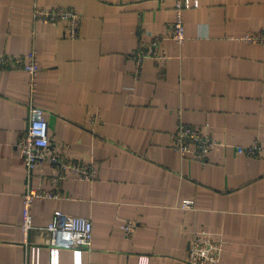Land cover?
I'll return each instance as SVG.
<instances>
[{"label":"crops","instance_id":"1","mask_svg":"<svg viewBox=\"0 0 264 264\" xmlns=\"http://www.w3.org/2000/svg\"><path fill=\"white\" fill-rule=\"evenodd\" d=\"M173 4L0 0V54L36 50L33 99L55 148L98 163L93 183L66 180L60 199L35 201L33 223L46 225L56 209L90 218L83 264H187L193 231L223 239L221 264H264V155L235 149L255 139L264 145V46L239 39L264 27V0H199L184 11L185 43L167 42L163 72L148 59L135 80L132 53L144 30H165ZM35 5L76 9L78 37H66L60 23L33 22ZM29 97L25 70H0V264H25L26 168L17 143ZM93 114L99 123L89 121ZM179 120L208 124L219 142L205 165L170 147ZM184 199L194 207L183 209ZM127 221L136 225L132 237L123 232ZM29 236L47 262L46 233L36 228ZM59 264H75L72 250L60 249Z\"/></svg>","mask_w":264,"mask_h":264},{"label":"built area","instance_id":"2","mask_svg":"<svg viewBox=\"0 0 264 264\" xmlns=\"http://www.w3.org/2000/svg\"><path fill=\"white\" fill-rule=\"evenodd\" d=\"M199 0H174V18L169 21L163 32L144 30L138 46L132 53L135 80L139 79L145 62L151 59L158 72H163L170 59L166 50L169 41L181 47L186 39L184 11L197 7ZM33 22L62 24L66 37L75 39L79 35L82 15L71 7H40L32 8ZM239 39L245 43H258L264 46V27L246 31ZM23 69L28 74L30 97L28 102V127L18 140V147L26 168L25 191L22 193V242L25 245V264H59L60 249H70L74 255L75 264H83L82 253L92 247V222L85 216L54 210L50 221L44 226L33 223L32 206L35 201L42 199L58 200L62 197L61 184L66 180L78 179L93 183L98 175V163L95 159L72 157L65 150L55 148V142L49 136L44 110L34 103V92L40 72L37 53L32 48L26 56L0 54V70ZM89 121L93 124L100 122L98 114L91 115ZM219 142L214 138L209 125L195 126L179 120L176 129L170 134V147L176 150L181 158L195 160L205 165L209 152ZM237 153L260 159L264 155V145L255 139L249 145H236ZM38 184L33 185V179ZM48 179L50 187H44ZM183 209H192L194 201L184 199ZM40 229L46 233L44 244L49 248V260L41 261L38 242L30 241V231ZM136 230L133 221L123 225L126 237H132ZM223 239L201 231H193L190 237L187 264H221Z\"/></svg>","mask_w":264,"mask_h":264}]
</instances>
